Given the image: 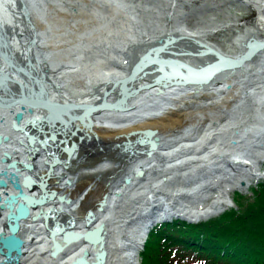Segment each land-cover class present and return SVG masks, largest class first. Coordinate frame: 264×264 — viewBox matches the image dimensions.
Returning a JSON list of instances; mask_svg holds the SVG:
<instances>
[{
	"label": "bare ground",
	"instance_id": "bare-ground-1",
	"mask_svg": "<svg viewBox=\"0 0 264 264\" xmlns=\"http://www.w3.org/2000/svg\"><path fill=\"white\" fill-rule=\"evenodd\" d=\"M243 1L255 6L257 17L227 25L235 32L224 40L215 33L226 29L225 25L209 31L181 25L170 10L175 0L166 7L156 6L160 13L170 11V22L164 24L157 16L142 29L133 25L115 0H18L28 24L18 9L11 16L7 2L2 5L0 1V104L10 101V111L0 109V133L7 136L0 144V156L6 152L15 163L10 169L33 180L30 192L34 196L42 193L40 175H44L42 188L53 191L52 198L38 202L30 211L34 218L21 221L20 233L28 243L20 264H69L83 250L93 258L97 249L91 243L64 255L50 253L51 237L42 220L50 205L59 210L54 219L65 223L70 217L78 230L86 227L82 213L90 210L93 225L105 229L102 264H137L133 243L144 236L135 223H129V217L140 213L145 231L173 217L198 221L218 214L230 203L224 195L227 182L220 178L222 173L228 176L233 171V186L244 191L264 175L257 167L264 160V46L238 66L220 68L205 83L153 84L155 76L166 69L187 67L199 74L220 59L238 58L250 43L264 41V0ZM4 15L10 21L6 23L10 38L3 27ZM189 39L218 52L217 56ZM166 47L203 54L154 61L150 55ZM8 55L10 69L5 62ZM203 61L208 63L199 64ZM132 69H137L133 80L124 85ZM6 77L10 78V96ZM122 90L129 99L124 104L130 105L127 110L105 107L87 112L95 103L115 102ZM181 101L191 103L179 110L182 105L175 102L180 105ZM246 102L255 108L251 121L238 124L236 111ZM29 120L39 122L41 131ZM143 128L154 129L151 135L157 142L153 148L141 151L145 146L135 145L136 151L126 153L116 146L124 133ZM66 137L84 142L83 152L69 165L57 163L47 170L51 158L44 144L63 142ZM90 142L102 145L85 153ZM94 154L101 157L93 159ZM137 169L141 175L124 184L122 176H131ZM94 181L95 187H85ZM10 192L9 184L0 188L1 194ZM199 196L205 197V205ZM136 200L143 201L144 207L136 206ZM51 224L49 220L47 225Z\"/></svg>",
	"mask_w": 264,
	"mask_h": 264
},
{
	"label": "water",
	"instance_id": "water-1",
	"mask_svg": "<svg viewBox=\"0 0 264 264\" xmlns=\"http://www.w3.org/2000/svg\"><path fill=\"white\" fill-rule=\"evenodd\" d=\"M0 1H2L1 2L2 5H4V3L7 2L6 6L10 10H12L11 7L13 6L14 2L17 1L15 4H18V0L14 1V2H12V1L10 2V0H0ZM10 5H11V7H10ZM19 13H20L21 17L24 18V21L26 22L27 21L26 19H28V18L26 16H24V14H22L20 10H19ZM3 19H4V21L2 22L3 27L5 28L7 37L10 38V36H9L10 30L8 29V27L6 25V23L10 22V21L7 20V17L3 18ZM27 24H28V21H27ZM168 38L171 39L174 37L168 36ZM190 42H192V44L194 42H196L201 47L202 46L205 47L208 50L207 52L210 51L215 56H217L218 52H214L213 49L207 48L206 46L200 44L197 40L191 39ZM2 46H3V44H2ZM261 46H264V41H260V42L254 41L247 46V49L244 50V52H242L240 54V56H238V58L220 59V60L216 61L213 64V66L211 65L212 67H210L207 71L199 73V74L198 73L192 74V72L189 71L190 68H187V67H175V68L166 69V70L162 71L161 73H159L158 75L155 76V77H158V76L159 77H158V79L157 78L154 79L153 84L156 85L158 83L167 82L168 84H171V85L185 86L188 84L205 83L215 73H217V71L220 68H224V67L234 68V67L238 66L240 64V61L242 59H244V57H246L251 52H253L254 50H256L257 48H259ZM159 47L160 46H158L157 48H159ZM173 48H175V47H173ZM205 48H203L204 51H205ZM1 49H3V47H1ZM1 52L2 51H0V55H3V53L1 54ZM166 52H169V54L171 53L172 55H176V54L178 55L179 54V52L174 53L172 51L165 50V48H161V49H157L150 56L153 58L154 61L165 60L167 58H164L163 55L166 54ZM186 52H188L189 54H191L193 56H196L198 54L199 55L203 54V53H195V52L191 51L190 49L186 50ZM180 54H184V52H181ZM215 58L218 59L217 57H215ZM178 59L179 58L175 57V58H171L169 60L175 61ZM5 62H6L7 67H9V69H10V66L12 65V63L10 62V55H8L7 58H5ZM207 63H208L207 61H203L202 63H199V64L206 65ZM136 72H137V69H132V71L130 72L128 78L126 79L124 85L130 84L128 82H131L133 80V76ZM143 74H145L144 71L142 72V74L140 73L138 75V77L142 76ZM9 77H10V74H9ZM9 77H6L5 82L8 81V83L6 84L7 85L6 87L8 90L7 94H9V96H10V88H9L10 87V84H9L10 78ZM42 84L40 83V85H42ZM121 92H120L121 95L116 100L119 102L118 105H116L115 102L101 103V105L103 104L102 108L111 107V108H117L120 110H127L130 105H124V104H128L129 99L127 98L126 94L124 93V90H122ZM42 93H43V91H42ZM0 98H2V97L0 96ZM3 99H5V98H3ZM31 99H33V98H31ZM119 99H121V100L119 101ZM5 100H7V99H5ZM9 100H10V97H9ZM41 101L44 102V104H45V102L47 103L46 100H41ZM0 109H7L10 111V101H9L8 105L0 104ZM32 121L33 120H29V122L36 128V130L41 131L40 128H42V126L39 124V122H35V121L32 122ZM87 126H88V122L86 124V127ZM153 131H154V129H151V128H144V129H137V130L128 131V132L123 134L124 140H122L120 142H116L115 144H116V146H119L121 149H123L126 153L136 151L133 148V146H135V145L145 146V147H142L140 149L141 151L147 150L149 148H153L155 143L157 142V137L151 135ZM6 140H7V136L2 135L0 133V144L4 143ZM68 143L69 142H66V143L62 144V146H61L63 148V151L65 152V155H63L64 159H61L59 161L57 160L56 163L69 165L70 164L69 160L71 162L72 159H74L76 156L79 155V153H78L77 155L74 156V153L72 152L73 148H72V150H70L69 147L67 146ZM101 145L102 144L100 142H91L90 146L86 147L85 153L90 152V151L95 150V149H98L99 146H101ZM46 153H47V149H46ZM146 153H148V152H146ZM50 160H51V162H50V165H49L47 170H49L52 167V165L54 164V163H52L54 161V159L53 160L50 159ZM0 163H2V167L0 168V188H4L7 184H9L11 186V188L13 189V192H10V193H4V194L0 193V221H1L0 222V264H20L22 259H23L24 247L28 243V240L26 239V237L20 233L21 221L24 218H26L27 216H29V218H31V219L34 218L35 216L32 215L30 211L34 208V206L38 202H42L43 200H45L47 198H52L53 191L42 188L41 180L44 178V175H40L39 185H40V188L42 190V194L34 196L30 192V187H31L30 185L34 184L33 180L29 176L19 177L18 172H15V171L10 169V166L14 165L15 163H14V161H11L8 158V154L6 152H3L2 156H0ZM22 165L25 166L24 164H22ZM141 173H142V170L137 169L135 171V173L132 174L131 176H128V175L122 176L121 180L124 184L128 183L132 176H139V175H141ZM113 195L117 196L118 191H115L113 193ZM98 209L101 210L102 207H98ZM101 211H103V210H101ZM58 212H59L58 208L55 209L53 207V205H50V209L47 210L42 215L44 227L47 230L48 235L51 237V245L50 246L52 247L53 252H50V253L52 255H54L56 252H62L61 255H64L66 253H69L73 249L79 248L84 243H91L97 249L95 251V253L93 254V258L91 256L92 259H89L87 257L88 250H83L82 254L74 257L73 260H71L69 262V264H102L103 259H104V254H105L104 239H103L105 229L104 228L99 229L98 227L93 225V220H94L93 218L94 217L91 215L90 210L89 209L85 210L83 218H82L84 220L83 224L86 227L79 229V230L75 229V227H73L74 221L70 217L66 220L65 223H59L56 219H54V217H56V214ZM125 214H128V213H125ZM174 218H180V217H174ZM139 219H140V213L139 214L137 213L135 217L134 216L129 217L128 221H129V223H135L136 226L142 230L143 236H145L148 229L146 231H145V229L143 230V227H142ZM180 219H182V218H180ZM49 220L51 221L52 224L48 226L47 222ZM167 220H169V219H164L161 221H167ZM183 220H186L189 222L197 221V220H189V219H184V218H183ZM142 243H143V240L140 241L136 245H135V243H133V247H135L134 250L135 249L139 250L142 246Z\"/></svg>",
	"mask_w": 264,
	"mask_h": 264
},
{
	"label": "trees",
	"instance_id": "trees-1",
	"mask_svg": "<svg viewBox=\"0 0 264 264\" xmlns=\"http://www.w3.org/2000/svg\"><path fill=\"white\" fill-rule=\"evenodd\" d=\"M250 192H233V206L203 220L153 224L139 264H264V181Z\"/></svg>",
	"mask_w": 264,
	"mask_h": 264
},
{
	"label": "rangeland",
	"instance_id": "rangeland-1",
	"mask_svg": "<svg viewBox=\"0 0 264 264\" xmlns=\"http://www.w3.org/2000/svg\"><path fill=\"white\" fill-rule=\"evenodd\" d=\"M115 1L121 4L120 8H121L123 14H125V16L130 18V20L133 22L134 26L137 25V27L140 29L145 27L144 24H147L146 23L147 20L148 21L150 20L151 21V22L149 21L150 23L154 22L153 18H155L157 16H159L158 19H161L164 21V24H166L167 22H170V11L160 13V10L159 9L157 10V7H160V6L166 7L167 3H170L171 0L170 1L169 0H154V1L153 0H115ZM161 1H163L165 3L162 4ZM15 3L16 2H14L13 6L11 7V9H12L11 10V16L15 15L17 8L20 9L19 4H15ZM181 5L183 7H181ZM66 7H69V6L66 5ZM144 7H145V9H144ZM147 7H149V8H147ZM69 8H75V10L78 11V8H76L75 4H70ZM170 8H171L170 10L176 12L175 13V19H176V15H177L178 20L182 23L181 25H184V26H189V27L190 26H200V28H203L204 30L209 31V30H213V29L218 28V26L222 27L225 25L226 29H221L220 31L217 30L215 33L216 36L219 35L218 39H222V40L227 39V38H231L232 35L234 34L233 32H235V31H233L234 27H233V29H232V27H230L231 29H229V27L227 25L234 23V22H239V23L251 22L255 19V17H257V10H256L255 6L248 5L243 0H175L174 5ZM188 13H190L191 15ZM186 14H187V16H186ZM72 15H77V14H72ZM160 15H162V16L160 17ZM76 27H77V25H76ZM210 36H212V35H210ZM133 46H135V45H133ZM133 46L130 47V50L128 53L130 55H131L132 50L134 49ZM176 49H179V48L175 47L174 49L173 48L168 49V47H166L165 50H169V51H172L175 53L179 52V54L178 55L177 54L172 55L171 53L169 54V52H166V54H164L163 57L167 58V59H171V58H175V57L177 58L179 55L191 56V54L186 52V50H189V49H185V51L184 50H176ZM181 52H184V54H180ZM219 83H221V82H219ZM42 103L43 102L41 101V104ZM172 103H174V102H172ZM190 103L191 102L186 103L184 101H181V104L179 105L178 102H175L176 106L180 107L182 105V107L179 110H183V108L189 107ZM167 106H170V105H167ZM58 108L61 111H63V109L60 107V105ZM252 108L255 109L254 105L249 103V102H246L245 105L240 108L241 110L238 109L236 111L237 115L239 116V117L237 115L235 116L238 119L237 120L238 124L241 122L242 123H249L248 121H251V117H252L251 115H252V112L254 111ZM242 109L243 110L245 109L247 111H245V110L243 111ZM236 125H237V123H236ZM13 130H15V129H13ZM263 131H264V129H263ZM40 147H42V146H40ZM40 150L42 151V149H40ZM91 157L93 159H95V158H100L101 156L94 154V155H91ZM81 160H82V158H81ZM257 167L264 174V160ZM263 176L261 178H259L257 181L251 182L247 186L246 190L244 191L241 188H235V186H233V184H232V182L234 181V179H232L233 171H231L230 175H228V176H227V174L222 173L220 178H223L227 182V183L225 182L227 185V190H226L224 195L227 196L228 199L230 200V203L228 202V206H226L223 209H226V208L230 207L231 205L233 206V203L231 201V195L233 192L236 191L240 194L250 195V193H251L250 188L255 187L257 182L264 181ZM247 178H249V176ZM96 183H97V181H94L91 184H89L88 186L85 185V187L93 188V187H95ZM84 191H85V189H84ZM246 191L248 194L246 193ZM201 197L202 196H199L198 200L200 199L199 201L202 202V205H205L206 204L205 202H207V200L202 201V199H204L205 197H202V198ZM93 198H95V196ZM206 198H207V196H206ZM136 201H137L136 206H138L139 208L144 207L143 206L144 204L142 203L143 201H141V202L138 200H136ZM84 212H85V210H84ZM84 212L82 213V215H84ZM209 216L211 217V215H209ZM207 217L208 216L200 217V218H198V220L205 219ZM193 220H196V219H193ZM158 222H160V221H158ZM146 234H145L144 238L142 239L143 241L146 237ZM140 249H142V246ZM139 250H137V254H136L137 264L139 263V256H138Z\"/></svg>",
	"mask_w": 264,
	"mask_h": 264
}]
</instances>
